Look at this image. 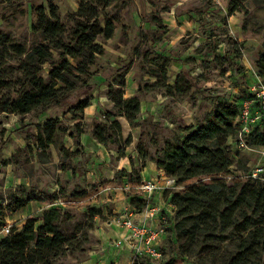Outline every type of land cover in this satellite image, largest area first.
Returning a JSON list of instances; mask_svg holds the SVG:
<instances>
[{
	"label": "rangeland",
	"instance_id": "374dc122",
	"mask_svg": "<svg viewBox=\"0 0 264 264\" xmlns=\"http://www.w3.org/2000/svg\"><path fill=\"white\" fill-rule=\"evenodd\" d=\"M52 3L64 27L65 41H69L76 22L82 20L77 14L82 3L94 7L100 20L111 19L114 30L109 39L98 38L102 50L86 72L71 69V75L77 76L69 78L76 87L63 102L26 113L0 108V237L6 224L17 229L27 218L35 219L37 228L44 210L56 207L57 224L70 237L72 246L53 264H127L128 249L124 251L129 254L111 262L114 259L106 256V245L126 234L121 225L125 216L142 212L134 206L142 196L139 185L143 178L156 176L159 185H164L165 174L156 161L166 142L175 143L188 127L196 129L204 124L217 103L248 96L252 84H264V76L257 75L255 68L258 54L264 51V2ZM39 5L46 6L48 12L47 0H0V70L12 74V81L21 76L15 67V46L28 51L44 42L34 30V8ZM57 58L53 52L41 66L39 74L46 82H50V64ZM66 59L75 64L73 58ZM16 87L12 83L10 89L0 90V97L12 98ZM120 96L139 100L140 111L133 120L127 119L116 104ZM82 100L89 105L80 109ZM49 118L58 121V130L53 143L39 149L33 135ZM97 126L106 129L105 143L94 137ZM239 158L249 167L259 160V152L242 150ZM239 169L236 173L241 174L242 167ZM156 193L151 203L160 206ZM9 200L24 205L13 209ZM161 211L156 219L167 227L158 244L162 259L140 255L131 264H166L172 260L178 264H221L233 252L235 236L229 231L195 239L198 247L192 254L182 255L183 240L178 232L175 234L166 212L161 215ZM143 214L139 221L149 218L144 210ZM96 232L107 235L105 244Z\"/></svg>",
	"mask_w": 264,
	"mask_h": 264
},
{
	"label": "trees",
	"instance_id": "16d2710c",
	"mask_svg": "<svg viewBox=\"0 0 264 264\" xmlns=\"http://www.w3.org/2000/svg\"><path fill=\"white\" fill-rule=\"evenodd\" d=\"M47 7L48 12L44 5L34 8V30L39 32L44 42L28 51L15 46L18 62L15 67L21 76L16 75L12 81V74L6 75L0 70V90L10 89L12 83L17 86L13 88L12 98L0 97L2 111H43L63 102L76 87L69 78L77 76L71 75V69L78 73L86 72L87 65L102 50L98 38L106 40L113 34L112 20H100L94 7L82 3L77 11L82 20L76 22L69 41H65L64 27L56 17L52 0H47ZM53 52L58 58L55 63L51 62L50 82H46L39 71L52 58ZM66 57L73 58L75 64ZM255 68L257 75L264 76V51L258 54ZM116 104L129 120H133L140 111V102L135 96L126 99L120 96ZM88 105L89 101L82 100L78 108ZM237 113L238 100L217 103L206 115L204 124L196 129L188 127L185 136L175 143L166 142L156 165L165 176L174 180L175 190L165 189L164 196L174 206L170 220L174 223L175 234L178 232L183 240L180 244L182 255L192 254L198 247L195 239L199 237L231 231L235 236V248L221 264H264V184L243 176L248 167L239 158V152L233 151L228 143L238 126ZM57 122L52 118L45 120L33 135L39 149L53 143ZM258 123L260 126L246 137L249 145L264 146V115ZM105 130L97 126L93 132L100 143H105L108 138ZM239 167H242L241 174L236 173ZM137 200L138 206H133L141 212L145 201L142 197ZM8 205L14 209L24 203L9 200ZM58 214L56 207L46 209L42 224L37 228L35 219L27 218L20 228L11 229V234L0 237V264H53L65 255L72 241L60 230ZM133 264L143 263L134 261ZM166 264L178 262L172 260Z\"/></svg>",
	"mask_w": 264,
	"mask_h": 264
},
{
	"label": "built area",
	"instance_id": "2783aa9c",
	"mask_svg": "<svg viewBox=\"0 0 264 264\" xmlns=\"http://www.w3.org/2000/svg\"><path fill=\"white\" fill-rule=\"evenodd\" d=\"M250 90V95L238 99V113L236 116L238 126L235 135L229 138L228 143L233 151L257 150L259 152V160L249 166L243 176L264 184V146H252L246 141L248 134L260 126L258 121L264 115V84H252ZM163 180L164 185H159L157 178L143 179L139 185L141 197L145 201L143 210L146 217L155 216L162 210L161 204L159 206L151 203L152 196L159 190L164 191L167 188H174V180L172 178L164 175ZM169 205L170 209L168 211L164 210V212L171 218L174 206L170 203ZM121 222L126 234L112 239L109 242V246L112 247V250H115L114 252L128 249L131 254L127 264H131L134 258L140 255H146L152 260L162 259V252L158 244L167 233L165 224L153 225L150 222L138 221L134 214L125 216ZM2 231L4 235L11 234V229L7 224Z\"/></svg>",
	"mask_w": 264,
	"mask_h": 264
},
{
	"label": "crops",
	"instance_id": "0c3cea01",
	"mask_svg": "<svg viewBox=\"0 0 264 264\" xmlns=\"http://www.w3.org/2000/svg\"><path fill=\"white\" fill-rule=\"evenodd\" d=\"M143 173H144V171H143ZM152 178H154V176L152 177ZM151 178V176H149L148 178H143V179H152ZM155 178H157L156 176H155ZM156 197H157V200H158V202H160V204L162 205V208H163V211L165 210V211H168L169 209H170V205H169V203H168V201H167V197H165L164 196V194H163V192L162 191H160V192H157L156 193ZM163 211H161V215H162V212ZM143 213H134V216H135V218H136V220H141L142 218H140V216L142 215ZM144 215V214H143ZM158 214L157 215H155V216H152V217H149L147 220H146V222H150L151 224H153V225H157V224H159V220H157L158 219ZM157 218V219H156ZM22 226V225H21ZM20 226V227H21ZM19 227V228H20ZM96 234H97V236H99V237H97L99 240H101V242L103 243V241L105 240V236H107V235H104V234H101L100 235V232H96ZM103 236V237H102ZM103 244H105V243H103ZM106 248L108 249L107 250V253H106V256H108V258L109 257H111V258H113L114 260L112 261L111 260V262H114V261H116V258H118L119 259V257L121 256V255H126L128 252L127 251H124V249L123 250H119L118 252H114L115 250H112V247H110L109 246V242H108V244L106 245ZM122 252H124V253H122ZM127 252V253H126ZM122 253V254H121ZM126 253V254H125ZM129 254V253H128ZM93 257L91 256L90 258H89V260L91 261V259H92ZM128 258V257H127ZM120 261V260H119ZM117 262V261H116Z\"/></svg>",
	"mask_w": 264,
	"mask_h": 264
}]
</instances>
